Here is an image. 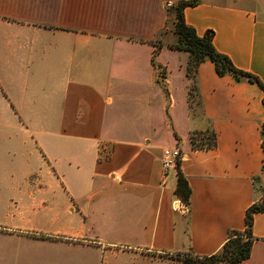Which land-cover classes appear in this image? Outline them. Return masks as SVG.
Returning <instances> with one entry per match:
<instances>
[{
	"label": "crops",
	"instance_id": "crops-1",
	"mask_svg": "<svg viewBox=\"0 0 264 264\" xmlns=\"http://www.w3.org/2000/svg\"><path fill=\"white\" fill-rule=\"evenodd\" d=\"M178 1L0 0V115L29 121L0 133L37 167L0 172V243L14 256L100 244L203 257L243 231L264 190L263 93L205 61L190 107L187 54L166 32ZM237 1L198 0L184 21L198 36L212 31L216 51L264 85V0ZM204 131L215 146L192 149L190 134ZM173 148L187 206L174 194L177 168L162 178V151ZM251 235L240 264H264V213Z\"/></svg>",
	"mask_w": 264,
	"mask_h": 264
},
{
	"label": "trees",
	"instance_id": "trees-1",
	"mask_svg": "<svg viewBox=\"0 0 264 264\" xmlns=\"http://www.w3.org/2000/svg\"><path fill=\"white\" fill-rule=\"evenodd\" d=\"M197 1L198 0H179L171 7L173 13V34L176 36V43L170 45L169 48L187 54L185 74L190 81L188 91V102L190 107L193 96L197 93L195 75L199 65L203 63L204 60H208L213 64L215 73L218 76L230 74L235 78H245L248 82L256 84L263 93L262 102L264 104V85L256 77L236 69L228 57L216 51L212 44V31H207L204 35L198 36L194 29L185 23L183 10L186 7L195 6ZM159 47L160 45L157 44V48ZM189 141L192 149H211L216 144L214 133L210 131L191 133ZM261 149L264 154V123L261 126ZM262 172L264 174V163L262 165ZM261 193V200L251 205L245 211L243 231H230L226 241L214 254L199 257L186 253V257L180 259L182 264H240L247 259L254 241L251 235L253 215L256 213H264V190H262ZM174 194L184 206L189 204L190 188L186 178L179 170V165L176 169Z\"/></svg>",
	"mask_w": 264,
	"mask_h": 264
},
{
	"label": "rangeland",
	"instance_id": "rangeland-1",
	"mask_svg": "<svg viewBox=\"0 0 264 264\" xmlns=\"http://www.w3.org/2000/svg\"><path fill=\"white\" fill-rule=\"evenodd\" d=\"M237 4L244 7L249 5L245 4L242 0L237 1ZM167 12L168 31L166 32H168V45L170 46L176 43V36L173 34L172 8H168ZM159 40L166 41V34L161 33L159 35ZM205 61L208 60H204V62ZM4 96L3 88L0 85V100H2ZM197 98L198 96L196 93L193 96L191 104L196 110L199 107ZM1 123L15 125L20 123L28 124L29 121L24 120L20 116L0 115V124ZM8 132V130H3L0 133V172L30 171L37 169L36 164L28 160L29 156L27 151L29 148L23 146L20 141H11L8 139L6 136ZM13 246L15 245L11 242L0 243V264H182L180 259L186 257V253H177L170 256L159 255L156 257H145L112 246H101L100 244L97 246L73 244L55 245L52 249L35 251V253H33L35 256H27L26 258L24 254V256L20 257L14 256L17 250L13 248Z\"/></svg>",
	"mask_w": 264,
	"mask_h": 264
},
{
	"label": "built area",
	"instance_id": "built-area-1",
	"mask_svg": "<svg viewBox=\"0 0 264 264\" xmlns=\"http://www.w3.org/2000/svg\"><path fill=\"white\" fill-rule=\"evenodd\" d=\"M182 156L180 151L177 148L173 149H164L162 151V178L165 179L168 175V172L175 170L181 161Z\"/></svg>",
	"mask_w": 264,
	"mask_h": 264
}]
</instances>
